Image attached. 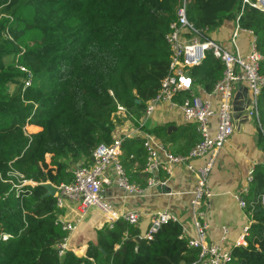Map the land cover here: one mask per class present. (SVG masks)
<instances>
[{
    "label": "trees",
    "instance_id": "1",
    "mask_svg": "<svg viewBox=\"0 0 264 264\" xmlns=\"http://www.w3.org/2000/svg\"><path fill=\"white\" fill-rule=\"evenodd\" d=\"M185 0H0V264H193L199 252L189 246L179 222L163 225L153 239L120 219L98 231L86 257L57 247L68 236L55 197L44 183L71 184L80 164L91 166L94 151L111 145L120 123L119 106L140 119L170 73L171 26ZM242 15L240 16V14ZM240 17L264 57V13L243 0H188L187 18L208 35ZM32 86L24 91L27 73ZM225 72L208 51L191 69L195 86L210 95ZM264 75V61L261 63ZM191 93L175 99L182 105ZM138 101L140 103H138ZM260 144L264 146V90L260 97ZM42 128L29 135L26 127ZM160 139H184L175 156L188 155L201 136L195 125ZM143 139H126L123 165L129 181H144L147 151ZM50 157V162L47 158ZM75 168V169H74ZM34 182L38 185H23ZM140 187V186H139ZM251 220L248 247L233 249L231 264H264V164L254 168L247 194ZM8 238L5 240L4 237Z\"/></svg>",
    "mask_w": 264,
    "mask_h": 264
},
{
    "label": "built area",
    "instance_id": "2",
    "mask_svg": "<svg viewBox=\"0 0 264 264\" xmlns=\"http://www.w3.org/2000/svg\"><path fill=\"white\" fill-rule=\"evenodd\" d=\"M187 3L188 0H185L178 14V21L172 24L171 31L167 37L173 54L170 73L164 80L158 97L148 103L144 115L149 117L160 103L169 102L176 104L175 99L181 93H191V97L179 106L182 108L185 121L196 125L197 131L201 136V143L188 155L175 156L168 152L165 147L157 145L152 136H147L144 141V147L147 151L145 172L151 175L149 185H154L156 184L154 178L159 172L165 171L168 175H171L172 167L175 165H186L191 172H195L192 162L208 158L206 166L196 172L198 183L192 200L195 237L187 240L184 235V238L189 242V246L192 249L199 252L198 260L193 264H231L233 262V251L228 252L222 246L227 239L228 230H223L224 235L220 244L209 243V225L204 221L202 207L207 206V201L211 197V192L208 189V178L215 166L217 156L236 132L234 122L235 98L238 89L242 86H245L247 91H249L245 112L250 119H255L261 128L260 97L264 90V75L261 73V63L264 61V57L257 50V41L252 32H249L253 36L249 54L243 56L238 52L237 39L243 31L240 26V17L236 20V28L231 38V44L237 51L235 54L221 47L205 31L196 29L189 22L187 18ZM243 4L264 13V0H243ZM210 50L225 66L223 78L217 84L213 93L220 99L218 110L194 93L195 84L190 74L191 69L202 65ZM21 70L27 73V77L23 82L25 91L32 86V74L23 67H21ZM118 110L119 114L126 113V109L122 106H119ZM214 117H217L215 134L212 133L211 129V120ZM123 143L124 139L116 138L111 145H99L92 156L95 162L91 166H78L74 171L73 182L57 187L55 198L57 199L58 207L61 208L64 201L69 200L78 203L81 208L80 212L83 214L90 207H97L109 218L111 225L122 219L132 226H137L141 220L140 213L129 212L118 215L114 208L102 197L104 179L108 168L111 166L115 168L118 185L126 192L142 194L145 190L132 184L126 175L122 162ZM161 153L165 155V162L160 159ZM252 174L253 171L250 173L249 183L252 182ZM25 184L28 183L25 182ZM30 185L35 187L38 184L30 182ZM248 191L247 189L243 194H247ZM237 198L240 206L246 209L247 204L245 201L239 196ZM169 222H178V219L169 212L154 214L151 217L149 232L144 239L152 240L153 235ZM79 223L80 220L75 223L63 224V230L71 235L77 230V224ZM251 224L250 222L248 226L243 228L241 238L235 248L248 247L247 239L251 233ZM7 238V236L4 237L5 240ZM69 239L67 237L58 245L59 256H64L69 252Z\"/></svg>",
    "mask_w": 264,
    "mask_h": 264
},
{
    "label": "crops",
    "instance_id": "3",
    "mask_svg": "<svg viewBox=\"0 0 264 264\" xmlns=\"http://www.w3.org/2000/svg\"><path fill=\"white\" fill-rule=\"evenodd\" d=\"M236 28V21L226 22L220 29L210 34L213 41H222V37H231ZM240 34L241 44H238V52L247 56L251 49L253 36L242 31ZM231 43V41H230ZM231 48L236 49L231 44ZM194 93L202 100L212 104L218 110L220 99L216 94H206L199 86H195ZM235 118L236 132L230 138L225 147L219 152L214 168L208 178V189L211 197L207 201V206L202 207L204 221L209 225V243L220 244L223 230H228L223 248L232 252L241 238L243 228L250 224V218L246 210L240 206L238 196L249 190V176L254 168L259 164H264V146L260 142V127L257 121L250 119L245 112V104L248 101L249 91L245 86L238 89L236 96ZM127 113L121 114V122L116 131V138L126 139L139 137L145 140L147 136H152L157 145L163 146L170 153L177 154L180 145L184 144V139L176 142H169L160 139L149 131L158 127H167V135L178 134L182 128H187L182 108L179 105L169 102L160 103L153 113L146 117L144 114L140 119L133 114L129 117ZM195 125V124H192ZM217 117L211 120L212 133L215 134ZM196 126V125H195ZM170 128L176 130L170 132ZM29 135H37L42 128L35 125L26 127ZM123 150L122 162L125 160ZM161 161L165 162V155L160 154ZM50 162V157L47 158ZM208 158L194 160L192 165L195 172H191L186 165H175L172 167V174L159 172L154 185H149V180L144 181V177H137L135 185L145 189L142 194L128 193L117 183V174L114 167H109L103 184V199L110 204L118 215L129 212L141 214V220L136 226L140 232L141 240L149 232L151 217L158 212H169L176 216L178 222L184 229L187 240L195 237L194 229V208L192 200L197 187V171L206 166ZM93 164V161H92ZM82 165V164H80ZM78 165V166H80ZM77 166V167H78ZM76 167V169H77ZM75 169V168H74ZM75 169V170H76ZM74 170V171H75ZM165 183V184H164ZM60 212L58 219L63 223L77 224V230L69 235L68 244L75 253L84 250L87 254L89 245L97 243L98 231L105 226H112L109 218L100 209L90 207L85 214L81 213L80 205L76 202L65 200L63 206L58 207ZM86 255L83 257L85 258Z\"/></svg>",
    "mask_w": 264,
    "mask_h": 264
},
{
    "label": "water",
    "instance_id": "4",
    "mask_svg": "<svg viewBox=\"0 0 264 264\" xmlns=\"http://www.w3.org/2000/svg\"><path fill=\"white\" fill-rule=\"evenodd\" d=\"M238 98H239V95L236 96L235 101H237ZM138 103H140V102L138 101ZM234 118H235V115H234ZM169 130L171 132V131L176 130V128H170ZM91 160L93 161V163L95 162L94 157H91ZM42 186L47 191V193L45 194V197H55L56 196V194H57V187L56 186H54L51 183H44V184H42ZM136 241L140 242L141 238L140 237L136 238ZM76 255L79 256V257H84L86 255V252L84 250H81V251H78L76 253Z\"/></svg>",
    "mask_w": 264,
    "mask_h": 264
},
{
    "label": "rangeland",
    "instance_id": "5",
    "mask_svg": "<svg viewBox=\"0 0 264 264\" xmlns=\"http://www.w3.org/2000/svg\"><path fill=\"white\" fill-rule=\"evenodd\" d=\"M241 35H242V33H241ZM211 38V37H210ZM230 41H231V37L229 38V37H225V36H223L222 37V41H217L216 40V43H218L221 47H223L224 49H226V50H228V51H230V52H233V53H235V50L234 49H232L231 48V43H230ZM237 42H238V44H241L242 43V40L240 39V37L237 39ZM118 118L120 119V122H121V116L120 115H118ZM252 120H254V121H256L255 119H252ZM257 125H258V123H257ZM259 126V125H258ZM29 134V133H28ZM21 183H23V185H30V182H27L28 184H25V182H21ZM31 185H32V183H31ZM97 208V207H96ZM68 251H72V252H74L75 253V251L72 249H70V246H69V244H68ZM76 254V253H75Z\"/></svg>",
    "mask_w": 264,
    "mask_h": 264
}]
</instances>
